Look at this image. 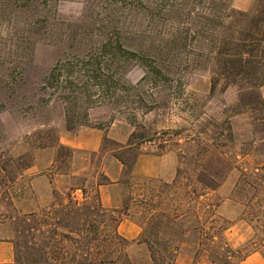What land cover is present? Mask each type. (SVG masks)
Wrapping results in <instances>:
<instances>
[{
    "label": "rangeland",
    "instance_id": "1",
    "mask_svg": "<svg viewBox=\"0 0 264 264\" xmlns=\"http://www.w3.org/2000/svg\"><path fill=\"white\" fill-rule=\"evenodd\" d=\"M163 1L167 0H0V167L14 178L8 184L0 171V215L10 212L9 201L11 208L23 215L33 213L36 205L40 207L34 213H45L55 202L66 203L68 194L77 201L91 199L103 155L127 159L145 149L148 153L172 155L174 176L178 169L180 174L175 184L124 175L128 217L141 231L137 241L146 240L165 261L176 247L177 254L208 264L213 256L195 254L199 237L196 229L201 225L215 244L224 242L237 251L230 264H242V256L256 257L264 264V127L253 113L235 107V87L224 88L218 83L210 93L209 68L198 63L183 66L178 40L165 41L162 14L156 13L153 20H148V11ZM168 1L175 8H194L193 13L202 10L204 17L209 16L203 8L207 9L210 1L249 15L258 7L264 10V0ZM185 13L186 10L176 12L173 18L184 20ZM108 38L130 47L131 54L124 62L114 58L109 64L111 69H117L121 81L114 77L109 94L102 97H109L122 86L126 93L91 105L84 124L72 128L95 124L104 130L99 152L73 153L57 144V130L65 126L63 106L55 98L48 101L49 90L42 89V79L53 66L68 60L73 75L84 81L82 67L103 61L96 49ZM153 54L170 65L172 78L144 79L141 83L144 70L139 58ZM87 55H92L88 57L90 61L82 59ZM56 70L60 73L61 68ZM94 84L93 80L86 83L91 101L98 96ZM257 93L264 102V85ZM89 110L95 122L88 121ZM82 113L79 106L73 117L81 121ZM131 133L137 137L143 134L144 141L129 150L119 149L126 142L119 144L116 139L124 136L127 141ZM42 150L45 152L35 155ZM35 157L40 159L39 170L53 160L50 168L43 171L53 185L48 198L35 191L44 189V185H31L32 175L26 173ZM19 159L30 166L21 171ZM197 177L209 189L203 192L200 186L191 184L192 193L186 185ZM129 192L141 193L143 204H139L141 198L130 201ZM203 204L210 205L205 215L200 211ZM111 215L105 218L104 226H99L109 235L114 228L111 219L117 214ZM32 237L35 242L40 240L37 234ZM0 238H9L13 257L17 256L15 244L20 237L14 234V228L8 223L0 225ZM131 245L125 242L121 248L125 252ZM133 248L132 254L125 252L131 264H151L144 243L136 242ZM50 252L45 250L46 259L51 257Z\"/></svg>",
    "mask_w": 264,
    "mask_h": 264
},
{
    "label": "trees",
    "instance_id": "2",
    "mask_svg": "<svg viewBox=\"0 0 264 264\" xmlns=\"http://www.w3.org/2000/svg\"><path fill=\"white\" fill-rule=\"evenodd\" d=\"M210 2L206 5L207 9L203 8L209 15L204 17L202 15L205 13L202 10L197 14L193 13L194 8L183 9L182 5L175 8L172 1H163L159 6L148 11V20H153L156 13L162 14L164 17L162 22L164 21L163 25L166 29L163 35L165 41L173 43L178 40L180 49H182L178 56H180L183 66L192 63L207 66L210 76V93L218 83L224 88L235 87L238 93L235 107H238L240 111L253 113L254 116H257V120L261 121V126L264 127V102L257 93V89L264 85V48L262 47L264 43V10L258 7L249 15L231 10L229 7H220L216 5L217 1ZM183 10H186V18L176 21L173 14ZM192 15L193 18L190 17ZM172 45L170 44V48L167 50L170 51ZM96 52L103 61L92 64L89 62L86 67H82L81 74L86 77L84 81H79L73 75L72 64L68 60L53 66L42 79V89L49 90L48 101L55 98L62 103L67 130H71L75 125L84 124L86 111L91 105L103 104L101 100L104 98L107 102L114 100V97L118 99L120 94L126 93L122 86L115 92L112 91L109 97H102L109 94V86L115 78L116 81H121L116 73L117 69H111L109 64L113 62L114 58H117L118 63L124 62L126 55L131 54V48L118 39L108 38L98 44ZM90 56L92 55L84 56L82 59L90 61L91 59L88 58ZM190 56L194 59H190ZM139 60L142 62L144 70L141 83L144 79L168 81L172 78L170 65L165 64L159 56L153 54L145 59L140 57ZM58 67L61 68L60 73H57L56 68ZM88 80H93L95 83L93 89L101 98L97 96L94 101H91L89 86L86 85ZM141 102L143 101L139 100L138 103L143 106ZM79 106H82L83 112L81 121L73 117L74 110ZM133 126L136 125L133 124ZM96 128L101 129L100 127ZM144 138L143 134L137 137L136 134L131 133L124 146H118V148L129 150L131 146L142 143ZM137 154L134 153L127 159L113 155L125 169V171L123 169V175L130 177V171ZM29 166L27 163L20 162L21 171ZM0 171L8 180V184H12L14 178L6 173L5 168L0 167ZM179 174L180 170L178 169L172 184L178 181ZM106 183L107 180L100 173L99 180L94 186ZM191 184L200 186L203 192L209 189L198 177L186 185L194 193ZM53 198L56 197L53 195ZM66 198V203L55 202L49 211L40 214L33 212L19 215L11 208L10 201L8 202L10 212L0 215V225L8 223L14 228V234L18 238L20 237V240L15 244L17 256L13 257L11 264H131L121 248L126 241L120 238L115 230L119 218L128 216L127 204L125 203L122 211L108 213L101 208L95 190L91 199L77 201L69 194L66 195ZM135 198H141L139 204H143L144 197L141 193L135 195L129 192V200L132 201ZM209 208V204H203L200 207L201 214H207ZM110 214L117 215L111 219L114 228L109 235L102 232L99 226L105 225V218H108ZM130 220L138 226L134 219ZM196 232L199 237L195 254L207 253L213 256L210 263L219 261L220 264H230L237 251L230 249L224 242L221 245L215 244L201 225L197 227ZM36 234L40 236V240L37 242L32 237ZM29 236H31L30 239H27L26 237ZM137 242L146 245L151 264H172V260L177 254V248L173 247L168 260L165 261L163 257L156 255L146 240ZM67 244L71 249L67 247ZM47 248L51 249L49 259L45 257ZM245 257L242 256L239 262L243 261Z\"/></svg>",
    "mask_w": 264,
    "mask_h": 264
},
{
    "label": "crops",
    "instance_id": "3",
    "mask_svg": "<svg viewBox=\"0 0 264 264\" xmlns=\"http://www.w3.org/2000/svg\"><path fill=\"white\" fill-rule=\"evenodd\" d=\"M237 1V0H233ZM92 111H88L87 118L89 122H95L94 116L91 114ZM106 119H101L105 121ZM93 124V123H92ZM93 124L87 127H78L76 129L67 130L64 125L59 126L57 130V144L70 151L74 152H86L96 154L99 152L101 147V139L103 137L104 130L97 129ZM108 136V133H106ZM119 144H124L126 142V137L123 136L122 139H116ZM138 152L137 157L130 171V178H151L158 179L162 182L169 183L173 180L175 165L172 155H159L148 153L146 151ZM38 151L35 155L41 154ZM103 164L100 169V173L105 177L107 183L100 186H94V190L97 193L99 203L102 209L105 211H122L125 207V199L123 195V168L121 164L111 155L105 154L102 156ZM40 159L35 157L33 166L27 169V174H31L30 179L31 185H44V189L38 191L37 193L43 192V194L50 196L51 186L53 185L49 182L47 177L43 174L46 168H50L52 164V159L46 163L45 166L40 167ZM34 171H36L34 173ZM40 207L35 206V210ZM32 210V212H34ZM116 233L120 238H122L127 243H131L125 252L126 254H132L135 250L133 244L137 242L140 235V228L134 224L128 216H121L116 224ZM136 248L139 246L136 245ZM253 260V263H251ZM13 262V247L9 238H0V264H11ZM173 264H205L195 261L190 255L184 253H178L173 259ZM211 264V263H208ZM242 264H262L256 257H247L242 261Z\"/></svg>",
    "mask_w": 264,
    "mask_h": 264
}]
</instances>
